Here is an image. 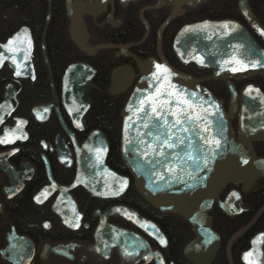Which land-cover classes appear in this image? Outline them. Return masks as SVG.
I'll return each mask as SVG.
<instances>
[{
	"label": "flooded vegetation",
	"instance_id": "obj_1",
	"mask_svg": "<svg viewBox=\"0 0 264 264\" xmlns=\"http://www.w3.org/2000/svg\"><path fill=\"white\" fill-rule=\"evenodd\" d=\"M246 4L264 29V0ZM223 19L264 49L240 0H0V264H263L264 176L226 180L203 220L215 249L186 252L198 238L193 222L144 199L120 154L121 111L142 75L139 60L163 58L201 80L226 113L232 89L262 91L248 80L264 75H215L177 57L185 26ZM237 112L229 117L235 140ZM118 114L114 145L102 127ZM94 130L108 143L96 190L82 169ZM123 209L129 217L116 212ZM252 239L262 252H248Z\"/></svg>",
	"mask_w": 264,
	"mask_h": 264
},
{
	"label": "water",
	"instance_id": "obj_2",
	"mask_svg": "<svg viewBox=\"0 0 264 264\" xmlns=\"http://www.w3.org/2000/svg\"><path fill=\"white\" fill-rule=\"evenodd\" d=\"M240 7L264 39V29L246 0H240ZM176 38L174 51L188 66L215 69V75L237 78L264 75V49L234 20L194 22L179 31ZM138 65L142 75L121 111L122 160L144 199L168 209H180L193 222L198 238L185 251L205 245L211 252L215 247L209 241L214 233L209 224L203 223L211 196L226 180L264 176V158H258L252 147V141H264V94L253 84L243 87L239 94L232 89L226 113L214 95L199 84L201 80L178 72L163 58L162 62L139 60ZM236 111L235 140L229 117ZM83 147L82 169L90 178L83 183L96 190V176L108 169V143L102 132L94 130ZM116 212L130 216L125 209ZM257 249L262 252L260 244L252 239L248 252Z\"/></svg>",
	"mask_w": 264,
	"mask_h": 264
},
{
	"label": "trees",
	"instance_id": "obj_3",
	"mask_svg": "<svg viewBox=\"0 0 264 264\" xmlns=\"http://www.w3.org/2000/svg\"><path fill=\"white\" fill-rule=\"evenodd\" d=\"M248 81H251L253 83H256L257 85H259L262 89V91L264 92V79L260 78V77H254L252 78L251 80H248ZM99 115H101V113L99 112ZM106 115V113H105ZM117 122L115 123V125L111 128H108V127H102L103 130H105L108 135L110 136V138L112 139V141L114 142V145L118 143V137H119V124H120V115L118 114L117 116ZM105 121V116L101 118V122H104ZM113 121H114V118H113ZM254 149H255V152L257 154H264V142H257L254 144ZM111 158L113 159H119L118 157V151H112V156ZM264 218V216H263Z\"/></svg>",
	"mask_w": 264,
	"mask_h": 264
},
{
	"label": "snow or ice",
	"instance_id": "obj_4",
	"mask_svg": "<svg viewBox=\"0 0 264 264\" xmlns=\"http://www.w3.org/2000/svg\"><path fill=\"white\" fill-rule=\"evenodd\" d=\"M170 147L172 146V145H169Z\"/></svg>",
	"mask_w": 264,
	"mask_h": 264
}]
</instances>
